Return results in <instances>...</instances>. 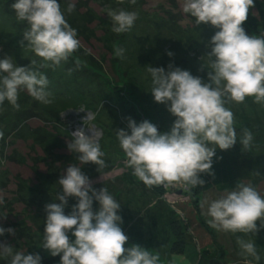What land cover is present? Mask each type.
<instances>
[{
  "label": "rangeland",
  "instance_id": "rangeland-1",
  "mask_svg": "<svg viewBox=\"0 0 264 264\" xmlns=\"http://www.w3.org/2000/svg\"><path fill=\"white\" fill-rule=\"evenodd\" d=\"M14 2L0 0V59L10 56L17 66L27 67L31 60L39 57L26 46V41L25 52L18 50L21 55L8 43L10 40L15 48L16 45L19 48L22 34L27 30L26 23L18 21L10 7ZM68 2L75 4L71 14L66 12L69 3H59L65 10L66 20L77 30L81 47L69 63L62 62L54 75L55 80L51 77L52 69H40L46 76L52 73L48 78L51 103H41L27 91H22L18 99L19 111L7 101L0 106V131L3 132L0 139V198L3 200L0 203V227L13 228L15 233L5 232L0 236V243L12 245L15 242V251L37 248L50 255L41 248L43 236L23 238L24 231L20 236L12 225L28 226L30 218L22 212L29 207L26 213H33L31 197L43 203V211L46 204L58 202L56 195L63 191L58 180L66 167L74 164L82 168L94 188H108L121 204L120 226L129 238L126 248L140 245L152 254L158 253L160 264H172L173 258L174 264L187 262L183 254L172 249L179 238L175 236L171 222L177 221L183 251L187 245L191 246L192 253L187 256L194 254L196 257L193 264H199L201 254L206 250L210 256H221L223 264H243V258L238 255L237 236L255 242L261 259L259 262L253 260L252 264H264V229L256 236L223 233L210 227L207 222L210 217L202 214L201 202L215 199L223 191L210 189L195 193L197 187L183 184L148 188L132 175L133 170L126 165L127 157L116 139L117 129H125L130 134L129 117L137 124L148 120L160 132L170 130L175 117L165 105L154 102L147 68L163 67L167 71L171 63L207 81V69H200L202 65L208 66L206 54L210 48L206 45L218 29L210 24L197 26L194 18L182 12L181 0H136L135 4L130 0H123V3L119 0ZM254 5L242 25L248 35L264 33V18L259 16L264 12V0H254ZM120 9L136 12L137 19L130 31L116 34L111 30L112 22L107 12ZM167 21L173 22L175 29H181V32L168 33L171 27ZM117 47L124 49L122 58L114 54ZM169 51L173 53L171 57L167 55ZM67 72H72L70 81L65 75ZM74 84L76 91L71 89ZM253 101L254 97H246L244 103L226 104L234 114L237 144L221 151L229 158L241 182L252 184L264 196V104ZM51 108L54 109L49 111ZM80 128L88 136L94 134L93 130L99 133L96 139L105 154L106 165L99 171L95 164H82L77 159L78 154L67 148V143L74 139L71 134ZM243 129L253 134L247 150L239 144ZM76 203V199L70 197L65 212L69 214ZM98 208V202L94 201L93 210L98 211ZM69 237L75 239L71 232Z\"/></svg>",
  "mask_w": 264,
  "mask_h": 264
},
{
  "label": "clouds",
  "instance_id": "clouds-1",
  "mask_svg": "<svg viewBox=\"0 0 264 264\" xmlns=\"http://www.w3.org/2000/svg\"><path fill=\"white\" fill-rule=\"evenodd\" d=\"M135 2L130 0L132 4ZM254 6V0H181L182 12L194 18L197 26L210 24L218 30L206 45L210 48L206 54L208 66L202 65L200 69H207V81L171 63L167 71L163 67L147 68L154 102L165 105L175 117L169 131L160 132L148 120L137 124L130 117L127 124L130 134L125 129L115 130L127 157L126 165L146 187L202 186L200 174H213L216 149L229 150L237 144L234 114L226 104L244 103L246 97L264 104V33L248 35L242 27ZM10 7L16 19L27 25L21 46L26 41V46L41 58L39 62L31 60L27 67L17 66L10 56L0 59V106L7 101L19 111L22 91L41 103H51L49 80L40 69L54 70L67 62L81 43L59 0H15ZM74 10L75 4L70 2L66 12L71 14ZM107 15L116 34L130 31L137 19L136 12L123 9L109 10ZM114 54L122 58L124 49L117 47ZM167 55L171 57L173 53L169 51ZM93 133L88 136L84 129H77L71 134L74 139L67 143V148L78 154L82 164H95L99 171L106 166L105 154L96 139L99 133L94 130ZM252 140V132L243 129L239 144L244 150L250 148ZM81 169L69 164L58 180L63 190L56 195L58 202L45 205L41 248L53 257L60 256L59 264H160L158 253L152 254L140 245L125 247L129 238L120 226L121 204L108 188H94ZM70 197L77 203L65 214ZM94 201L99 204L98 211L93 210ZM200 207L202 214L210 217L209 226L219 232L256 236L264 229V196L250 183H237L217 198L205 199ZM5 232L15 234L11 228L0 227V236ZM69 232L75 239H70ZM236 243L243 264L260 261L254 241L237 236ZM0 257L9 260V264L42 261L39 253L14 252L10 244L2 243Z\"/></svg>",
  "mask_w": 264,
  "mask_h": 264
},
{
  "label": "trees",
  "instance_id": "trees-1",
  "mask_svg": "<svg viewBox=\"0 0 264 264\" xmlns=\"http://www.w3.org/2000/svg\"><path fill=\"white\" fill-rule=\"evenodd\" d=\"M59 2L64 3V4L69 3L68 0H59ZM261 15H264V12L260 13V15H259L260 18H264V17H261ZM164 19H166V18H164ZM164 19H162L161 21H163ZM260 20L262 21V19H260ZM167 23H169L170 24L169 27H171V31H169L168 33L181 32V29L179 31L175 29L176 26L173 24V22L167 21ZM243 28H244V26H243ZM182 31H184V30H182ZM246 33H248V32H246ZM8 43H10L9 44L10 48L17 51L18 54H20L18 52V50L21 53L25 52V51H23V49H25L23 46H20L19 48H17L18 46L16 45V48H15V46L12 45L10 40ZM27 57H28V55H27ZM70 58H75V55H72V57H70ZM40 59L41 58L37 59L38 62L40 61ZM87 60L90 61L91 59L89 58ZM67 62L69 63V61H67ZM60 66L57 69H54V70L52 69L54 74L51 77L54 78V80L56 78L54 75L57 74V72L60 69ZM90 66H92V65L90 64ZM51 74L52 73H50V74L47 73V78H49ZM65 75L68 77V79L70 81L69 75H72V72H69V73L67 72V74L65 73ZM66 76L64 78L66 80H68ZM75 84L73 86L74 88L69 86V87H71V89L73 91L75 90ZM70 94H73V93L70 92ZM119 102H121V101H118V103ZM40 106H41V104H40ZM42 108H44V107H42ZM44 109L48 110L46 108H44ZM53 109L51 108L49 111H52ZM212 173H213L212 175H210L208 173H201L200 174V178L204 180V184L202 186H197V190L195 188V191H194L195 193L197 191L198 192H206L210 189H216L218 191L232 190L233 188L236 187L237 183H242L241 180L238 178V174H237L234 166L231 164L229 158L221 150H216V155L213 157ZM20 195H22V194H20ZM31 199H33L34 201L33 200L30 201V199H28V200L33 205V209H34L32 211L33 213H26L30 210L29 207L24 209V211L22 212L23 214L25 213L28 218H30L29 224H28V222L23 220L25 223L28 224V226H26V227L22 226V228H21L19 225L14 224V225H12V227H14L15 230L19 232L20 236H21V233L24 231L23 238L29 237V238L34 239L36 237L40 238L41 236H43V231H44V226H45L44 222L46 220L45 219L46 218V212H45V210L43 211V203L40 200H36V199H34V197L33 198L31 197ZM22 200H24L25 202L28 203L27 200H25V199H22ZM40 210H42L44 213H40L39 212ZM65 214H67V213L65 212ZM35 216H38V217H35ZM31 219H32V222H31ZM171 227H172V230H173L175 236L180 239V240L176 239V241L173 243L172 249L174 250L175 253H179V254L181 253L182 254V252H183V239L181 238V234L178 233V229H179L178 222L177 221L171 222ZM175 227L177 228V231H176ZM7 234H9V233L7 232ZM9 235H12V234H9ZM34 235H36V237ZM24 242L26 243L27 241L25 240ZM14 243L11 245L12 247H15ZM15 250L16 249H14L13 251L15 252ZM24 252H26V254L39 253L40 256L42 257L41 264H55V263L60 262V256L53 257L51 255H46V254H44L43 250L39 251L37 248L30 249V250H29V248H26L24 250ZM0 264H9V260H6L5 258L0 257ZM199 264H223V259L221 256H219V257L210 256L206 250L201 254Z\"/></svg>",
  "mask_w": 264,
  "mask_h": 264
},
{
  "label": "crops",
  "instance_id": "crops-1",
  "mask_svg": "<svg viewBox=\"0 0 264 264\" xmlns=\"http://www.w3.org/2000/svg\"><path fill=\"white\" fill-rule=\"evenodd\" d=\"M191 248V249H190ZM190 250V251H189ZM192 251V247L191 246H186V249L182 252V254H183V256H184V259L187 261V262H185L184 260V262H183V264H193L195 261H196V257H195V255L193 254L192 256H189V258H188V256H187V254L188 253H192L191 252ZM183 259V258H182Z\"/></svg>",
  "mask_w": 264,
  "mask_h": 264
}]
</instances>
